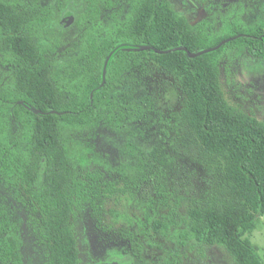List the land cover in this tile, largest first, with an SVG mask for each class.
<instances>
[{"label":"trees","instance_id":"obj_1","mask_svg":"<svg viewBox=\"0 0 264 264\" xmlns=\"http://www.w3.org/2000/svg\"><path fill=\"white\" fill-rule=\"evenodd\" d=\"M181 47L213 49L190 58ZM234 50L264 60V19L246 26L237 13L216 28L166 0H0V264H23L19 207L48 264H79L71 216L87 207L105 231L104 200L116 191L141 195L156 232L179 230L159 264H183L191 242L264 264L246 237L264 215V121L226 96L222 61ZM153 67L178 90L168 118L178 135L150 151L129 138L113 163L99 133H128L156 109L139 95ZM182 148L216 167L202 193ZM129 245L112 253L123 264L139 257Z\"/></svg>","mask_w":264,"mask_h":264},{"label":"rangeland","instance_id":"obj_2","mask_svg":"<svg viewBox=\"0 0 264 264\" xmlns=\"http://www.w3.org/2000/svg\"><path fill=\"white\" fill-rule=\"evenodd\" d=\"M166 1L194 25L210 21L217 28L225 17L237 13H240V19L246 26L264 19V0ZM221 79L231 104L264 121V60H254L244 53L230 51L222 61ZM139 95L155 100L156 109L150 110L128 133L119 134L107 129L99 133L98 147L111 156L113 163L123 161L124 145L129 138L150 151L162 144L170 146L178 135L173 128L175 121L168 119L180 108L173 79L153 67L143 79ZM178 159L194 170L198 193H202L216 176V167L213 169L202 163L194 152L182 148ZM148 210L149 205L141 195L116 191L104 200L101 217L105 231L98 232L87 207L77 212L75 217L72 215L79 264H123L112 253L130 247V243L139 253L136 261L130 264H159L176 252L179 230L171 228L164 233L156 232L153 223L146 220ZM165 211L161 208V212ZM17 212L23 229V264H48L47 249L34 234L24 209L19 207ZM183 227L184 224L180 226L181 229ZM122 236L125 238L122 239ZM246 237L264 262V215H258L256 225L246 232ZM181 254L183 264H236L230 253L221 246H201L191 242L181 250Z\"/></svg>","mask_w":264,"mask_h":264},{"label":"water","instance_id":"obj_3","mask_svg":"<svg viewBox=\"0 0 264 264\" xmlns=\"http://www.w3.org/2000/svg\"><path fill=\"white\" fill-rule=\"evenodd\" d=\"M71 16V19L68 20V22H71L72 21V15ZM182 49L186 50L187 51V54L190 58H193V57H196L204 52H208V51H211L213 48H208V49H204L202 51H199V52H194V51H190L188 50L186 47H181ZM158 52H168L169 50H159V49H156Z\"/></svg>","mask_w":264,"mask_h":264},{"label":"flooded vegetation","instance_id":"obj_4","mask_svg":"<svg viewBox=\"0 0 264 264\" xmlns=\"http://www.w3.org/2000/svg\"><path fill=\"white\" fill-rule=\"evenodd\" d=\"M70 15H72L70 12L69 13H67L64 17H63V19H62V22H63V24H70L71 22H68V20L69 19H71V16ZM73 18V17H72Z\"/></svg>","mask_w":264,"mask_h":264}]
</instances>
